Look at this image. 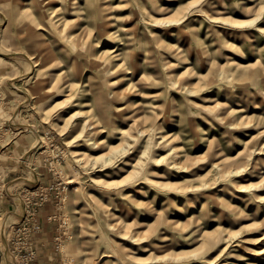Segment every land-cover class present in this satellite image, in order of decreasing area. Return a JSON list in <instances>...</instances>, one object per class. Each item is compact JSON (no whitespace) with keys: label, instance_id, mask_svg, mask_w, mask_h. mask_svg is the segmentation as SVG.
Here are the masks:
<instances>
[{"label":"rangeland","instance_id":"rangeland-1","mask_svg":"<svg viewBox=\"0 0 264 264\" xmlns=\"http://www.w3.org/2000/svg\"><path fill=\"white\" fill-rule=\"evenodd\" d=\"M0 264H264V0H0Z\"/></svg>","mask_w":264,"mask_h":264},{"label":"built area","instance_id":"built-area-1","mask_svg":"<svg viewBox=\"0 0 264 264\" xmlns=\"http://www.w3.org/2000/svg\"><path fill=\"white\" fill-rule=\"evenodd\" d=\"M52 164V163H50ZM58 189L59 187L56 186L55 184H51V185H48L46 187H43V186H40L37 188V191L35 192L34 195V198L33 199H36L34 205L36 206V209L46 205L48 202H50V200L54 197H57L58 195ZM32 202V199L30 201V203ZM35 209V210H36ZM34 213V214H33ZM36 212H32V217L35 214ZM30 214H27L28 217ZM32 220H34L32 222V225H29L28 222H26L23 226V228H19L18 229V232L20 234H23V236H20L21 239L24 238L25 240H27V242H25V245L23 246V248L20 250L19 254L22 253H26L28 254V256H31L30 258V262L32 260H34V258L36 257V254H37V250H36V247H37V244H35L34 242L31 241V238L33 239L32 235L33 233H36V232H39L41 230V223H39L37 221V218H31ZM27 221H29L28 218H26ZM19 234V235H20Z\"/></svg>","mask_w":264,"mask_h":264},{"label":"crops","instance_id":"crops-1","mask_svg":"<svg viewBox=\"0 0 264 264\" xmlns=\"http://www.w3.org/2000/svg\"><path fill=\"white\" fill-rule=\"evenodd\" d=\"M46 211H48V210H46ZM50 216V215H49ZM50 236V235H49ZM41 237V239H42V241H39L40 242V244H41V246L40 245H38L36 248H38V251H39V253L41 252V251H46V250H48L44 245H45V243L43 242V239H46L47 241L49 240L48 238H44L43 236H40ZM45 247V248H44ZM40 249V250H39ZM41 256V258L42 257H44V256H46V254L44 253V255H40ZM39 261V260H38Z\"/></svg>","mask_w":264,"mask_h":264}]
</instances>
